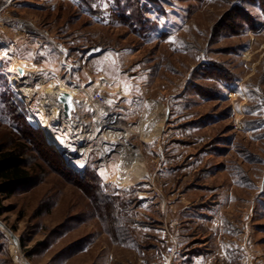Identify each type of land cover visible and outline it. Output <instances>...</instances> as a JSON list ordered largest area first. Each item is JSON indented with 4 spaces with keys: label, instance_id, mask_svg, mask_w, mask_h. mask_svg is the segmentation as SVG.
<instances>
[{
    "label": "rangeland",
    "instance_id": "1",
    "mask_svg": "<svg viewBox=\"0 0 264 264\" xmlns=\"http://www.w3.org/2000/svg\"><path fill=\"white\" fill-rule=\"evenodd\" d=\"M19 41L28 100L4 51ZM50 84L74 96L49 122L62 150L30 122L53 115ZM119 130L127 146L105 136ZM24 132L34 181L0 194V264H264V0H14L0 147ZM125 147L144 169L132 184Z\"/></svg>",
    "mask_w": 264,
    "mask_h": 264
},
{
    "label": "trees",
    "instance_id": "2",
    "mask_svg": "<svg viewBox=\"0 0 264 264\" xmlns=\"http://www.w3.org/2000/svg\"><path fill=\"white\" fill-rule=\"evenodd\" d=\"M213 77L214 80L219 81L220 83L223 81L228 83L230 82V80L227 78L226 80H224V78L221 77L220 74L218 75V72H214ZM25 125L27 126L28 133L34 135L39 133L38 129H34L27 123H25ZM23 134L21 141L24 140L26 143L7 149L0 147V194L6 195L8 199L14 196L18 190L23 189L27 186L31 187L32 182L34 181L31 173L32 170L30 169V164L26 158V152L28 151L27 143L33 142H31V140H28L25 132ZM74 176L77 179L78 183L87 182V180L100 182V177L94 175V173L84 174L82 178H79L76 175ZM95 194L98 195V192ZM110 203L112 206L110 204L109 205L114 208L112 210L113 212H115V205L113 204V201H110ZM1 214L2 212L0 209V215Z\"/></svg>",
    "mask_w": 264,
    "mask_h": 264
},
{
    "label": "bare ground",
    "instance_id": "3",
    "mask_svg": "<svg viewBox=\"0 0 264 264\" xmlns=\"http://www.w3.org/2000/svg\"><path fill=\"white\" fill-rule=\"evenodd\" d=\"M20 66L21 65H17V64L13 65L11 72H12V74H14L15 77H13L11 79V81L18 88V93L20 95H22L25 99L28 100V98L31 97L32 91L30 88L23 86L21 84L20 80H18V78H17L18 75L16 76L17 68ZM21 67H23V66H21ZM43 88H45L46 94H48V96H51V98L53 95L56 97L57 95H59V93H63L65 91L69 92L67 90L66 86L64 87L61 85L60 86H57V85L54 86V85L50 84V87H48V86L44 87L43 86ZM70 92H71V90H70ZM51 98L49 101H47V103L44 101L43 104H45V103L46 104H52L55 108H57L56 104L55 103L53 104V101L51 100ZM54 107H52L53 111L51 112V114H53V115H51V117L46 116L44 110H42L40 112V114L37 115L36 117L32 116L30 118V122L35 127L42 128L44 130V133H45L48 141L51 144L53 143L57 149L62 150V147L56 142V140L53 139L52 133H51L50 127H49V122L51 121V119H55V118L57 119V116H61V114L59 115V112H56V110H58L60 108L55 109ZM61 112H62V110H61ZM68 123H69V120H66V121L63 120V124H65L66 127H67V125H70ZM67 128H69V127H67ZM105 136L111 140L113 139V140L121 141L124 143V146H127L126 145L127 144V134L125 132L108 131ZM80 152H82V151H80ZM123 152H124V159H123L124 164L121 166V167H123L121 170V172H122L121 173V175H122L121 179L123 180V182L125 184H128V183L132 184L134 181V179L132 178L133 175L135 176V178L137 180H140L143 177L144 169L142 168L141 163L139 161V156L137 154H136L137 156H135L134 153L132 152V149H130L129 147H127V148L125 147L123 149ZM118 180H119V178H118Z\"/></svg>",
    "mask_w": 264,
    "mask_h": 264
},
{
    "label": "water",
    "instance_id": "4",
    "mask_svg": "<svg viewBox=\"0 0 264 264\" xmlns=\"http://www.w3.org/2000/svg\"><path fill=\"white\" fill-rule=\"evenodd\" d=\"M17 73L19 78L25 76V70L23 67L17 68ZM53 104L55 103L57 108L62 110L61 114L66 119H71L73 112L76 111L74 96L73 94L65 91L63 93H59L56 97L52 96Z\"/></svg>",
    "mask_w": 264,
    "mask_h": 264
},
{
    "label": "crops",
    "instance_id": "5",
    "mask_svg": "<svg viewBox=\"0 0 264 264\" xmlns=\"http://www.w3.org/2000/svg\"><path fill=\"white\" fill-rule=\"evenodd\" d=\"M4 34H5V32H7L8 34H14V35H16V36H18L17 35V33H15L14 31H13V29H11V28H5L4 27ZM6 35V34H5ZM44 41V40H43ZM26 42H28V41H19V42H7L8 43V48H6L4 51L6 52V54H7V56H9V55H11V53H12V56H13V58H11V61H12V67H13V65H21V66H23L24 67V70L26 71L25 73V76H27V75H29V73H31V71H33V69L35 68V65H33L31 62H29V60L28 59H26V58H18L17 56H16V53L13 51V50H15V47L17 46V45H19V44H24V43H26ZM40 42L41 43H43L42 42V40H40ZM48 42H51L50 40H48ZM37 44V43H36ZM5 45V44H4ZM40 46V45H39ZM8 51H10V52H8ZM68 66V65H67ZM12 67H11V70H12ZM32 67V68H31ZM11 70H10V73L12 74V72H11Z\"/></svg>",
    "mask_w": 264,
    "mask_h": 264
},
{
    "label": "built area",
    "instance_id": "6",
    "mask_svg": "<svg viewBox=\"0 0 264 264\" xmlns=\"http://www.w3.org/2000/svg\"><path fill=\"white\" fill-rule=\"evenodd\" d=\"M13 1L14 0H0V22H3L4 15L6 14L7 10L9 9V7L13 3ZM17 27L18 28L21 27V23L20 22L17 23ZM42 35L45 38L49 37V35H47V34H42ZM55 45H56V43H55ZM9 73H10V71H9ZM16 75H18L17 71H16ZM95 100L99 104H102V105H105V106L111 105V98H108L105 95H102L101 93L97 94ZM172 252H173V250H172Z\"/></svg>",
    "mask_w": 264,
    "mask_h": 264
},
{
    "label": "snow or ice",
    "instance_id": "7",
    "mask_svg": "<svg viewBox=\"0 0 264 264\" xmlns=\"http://www.w3.org/2000/svg\"><path fill=\"white\" fill-rule=\"evenodd\" d=\"M5 55H7V54L5 53Z\"/></svg>",
    "mask_w": 264,
    "mask_h": 264
}]
</instances>
